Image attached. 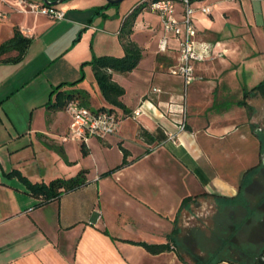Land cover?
I'll use <instances>...</instances> for the list:
<instances>
[{
  "label": "crops",
  "instance_id": "1",
  "mask_svg": "<svg viewBox=\"0 0 264 264\" xmlns=\"http://www.w3.org/2000/svg\"><path fill=\"white\" fill-rule=\"evenodd\" d=\"M21 1L0 0V44L15 28L31 38L20 61H1L14 57L15 50L0 56V264H193L186 252L190 237L180 240L179 218L198 200L210 198L200 193H237L240 174L231 177L217 168L226 143L239 160L242 145L252 148L256 157L259 154L253 125L264 98L243 94L264 79V0H193L210 6L209 14L197 11L193 19L197 44L209 46L214 54L195 64L199 78L186 89L181 78L168 73L176 60V41L168 36V49L160 52L164 32L159 16L143 17V8L139 10L129 38L141 48L142 57L127 73L132 76L145 65L142 77L134 80L139 87L129 95L118 80L123 73H112L124 89L120 100L128 112L108 104L93 85L97 110L112 107L120 120L115 132L103 139L107 143H95L105 155L114 150V162L104 156L95 171L82 164L67 167L52 151L51 170L43 144L66 153L61 137L67 134L70 119L64 109L47 110L46 103L54 99L51 91L56 85L77 80L81 70L94 77L91 66L83 64L92 56L124 55L119 27L143 0H131L132 7L117 10L114 20L95 13L106 0H63L55 5L64 11L61 20L30 12ZM83 85L79 81L61 89L81 90ZM152 87L161 91L152 93ZM183 105L186 124L180 130ZM138 106L142 114L133 119L131 113ZM141 130L153 140L143 138ZM167 133L176 136V144ZM122 148L127 164L119 166ZM82 169L87 170L86 184L41 205H37L41 196L29 193L18 176L8 175L17 170L31 182H48ZM187 197L188 207L180 209ZM175 226L177 250L152 254L136 244L166 242ZM195 233L193 237H200Z\"/></svg>",
  "mask_w": 264,
  "mask_h": 264
},
{
  "label": "trees",
  "instance_id": "2",
  "mask_svg": "<svg viewBox=\"0 0 264 264\" xmlns=\"http://www.w3.org/2000/svg\"><path fill=\"white\" fill-rule=\"evenodd\" d=\"M54 1V0H49ZM111 5V3H106L95 10V13L101 14L103 8ZM143 7V3L137 4L131 12L123 20L120 30L119 38L125 54L121 57H116L112 55H101L92 56L89 61L83 64H89L93 71L94 78L98 84L99 90L108 104L112 107L122 108L125 112H128L120 97L124 94V89L121 85L112 79V73H125L131 71L138 64L142 57L141 48L129 38L131 33V26L136 14ZM31 43V38L24 36L19 29L15 28L12 37L0 44V56L4 53L15 50L17 54L11 58H5L1 61L3 62H18L20 61L24 54L26 53L29 45ZM83 75H81L77 80L72 82H61L56 85L51 94H54V99L49 100L46 103L47 110H63L65 105L70 100H76L84 106H88L89 95L86 91L79 89H67L62 90L63 86H74L77 82L81 81ZM251 94H259L264 98V79L259 83L254 85L249 90H245L243 97L246 98ZM243 102V101H242ZM112 107L108 110L111 111ZM101 110H105V107H101ZM140 135L146 140H153V137L148 135L146 131L141 130ZM256 135L259 139V151L260 153L264 151V133L257 132ZM83 153H87V147L84 142L80 144ZM61 155L64 154L61 147H53ZM123 151V160L119 166L127 164L126 156L127 151ZM260 163H257L249 168H247L243 173L239 181L237 193L234 196H226L218 193H200L201 196H208L214 200V203L218 207V210L224 211L226 208L244 207L247 208L248 203L243 196V188L250 181V177L258 172ZM86 169L80 170L76 175L69 178L57 177L51 179L48 182H31L26 177L21 176L19 171L12 170L8 175L18 176L25 184L26 189L35 197L41 196V201L37 205L44 204L50 200L56 199L64 192H69L76 188H79L86 184ZM199 195L194 196L196 198ZM190 198L187 197L183 199L180 209L187 208ZM180 212V210H179ZM239 225L235 226L234 231ZM178 232V228L175 226L172 234L168 236L167 241L163 243H147V242H136V244L145 248L149 253L157 254L164 251H169L176 249L178 247V241L175 238V234ZM234 232V233H235ZM233 233V234H234ZM194 238L197 239L195 236ZM217 246L208 252L206 256H199L195 254L192 249H187V254L190 256L193 264H215L219 261H227L231 264H253L258 262V257H264V244L262 245L258 257L254 259L252 255L248 252L242 250L241 245L232 239V235L227 239V237L222 238L216 234ZM234 254L236 257H231ZM179 258L183 260V257L179 255Z\"/></svg>",
  "mask_w": 264,
  "mask_h": 264
},
{
  "label": "rangeland",
  "instance_id": "3",
  "mask_svg": "<svg viewBox=\"0 0 264 264\" xmlns=\"http://www.w3.org/2000/svg\"><path fill=\"white\" fill-rule=\"evenodd\" d=\"M175 2V9L177 15L180 13L182 7L178 3V1ZM200 3L201 2L199 1H193L191 3V6L193 8H197ZM103 5H106V3H104ZM132 5L133 2H131V0H123L117 4H111L106 6L105 8H103L99 16L102 19L114 20L118 15L117 10H128L132 7ZM146 9V7H143V11H141L142 13H140L143 17L144 15L146 16L148 14L152 17L155 16L157 19V13ZM118 40L121 44L119 36ZM122 52L123 54H125L124 49L122 50ZM144 67L145 65L143 64L141 68L144 69ZM140 69H138L139 71L136 74H132V76H129L127 74L131 72V70L129 72L120 74L118 78V80L127 87L129 95H133L134 90L139 87L136 84V81L134 80L138 77H142L143 74H141ZM80 74L83 75V78L80 82H84L83 86L87 88L85 89V87L82 86L81 90L86 91L89 95V99H91V103L89 102L87 107L93 110H97V95L93 91V85H95L98 91V84H96L97 82H95L96 80L92 76V74H90L89 70L87 75L84 74L83 70L80 71ZM115 112H113L114 115ZM117 112L119 111L117 110ZM66 116L67 115H65L64 118L68 121V118ZM255 120L256 122L253 125L254 130L259 133H264V106L259 108L258 114L255 116ZM118 121L116 123H118ZM66 133H68V131H66ZM110 135H105L103 137L92 136L85 141V143L87 144L86 146L90 147V152L92 153V155H90L91 153L89 154V148L87 153L82 152L80 147V144L82 143L81 140L68 139L67 141H62V143L65 144L64 148L67 150V152L63 155H61L56 150H53L50 145L49 148L46 143L42 142L44 143L43 145L47 147L44 149L45 152L48 151V155L50 156L49 166L51 170L53 169L52 166L55 164H53L54 156H52V152L57 154L60 157V161L64 162L67 167H74L75 165L82 164L81 166H91V170L95 171L96 166L100 162L98 160H100L104 156L106 157V160H108V162H114V150L108 152V154L105 155L104 152H102L99 147L95 144L107 143L103 139H107ZM24 142H26V138H24ZM225 147L227 152L225 153L224 157H221L222 161L219 162L220 164L217 168L220 169L222 173L225 172L231 177H235L240 174L241 178L242 173L247 168L261 162L258 172L250 177V181L243 188V196L246 199L248 206L247 208H226L224 211H221L213 205L212 200L210 198L198 200L188 212H183L181 217L179 218V223L183 226V228L181 229L180 240L185 237H190L191 242L189 246L191 247V249L194 250L195 253H202V255L206 256L208 252H212V250L217 246L216 234L222 238L227 237V239L232 235V239H234L238 243V245H241L242 250L248 252L254 257V259H256V257H258L259 255V251L262 245L264 244V152H261V154L259 151V154L256 157L252 148L245 147V145H242L243 148L241 156L243 158L239 160L237 158V153H234L233 150L229 149V147L231 146L228 143L225 144ZM25 154L26 152L23 153V155ZM260 154L262 155V157L260 156ZM18 157H20V155H18ZM68 157L72 159L73 162H70L68 160ZM64 173L67 174V171H65ZM237 225H239V227L236 229L235 232L234 228ZM195 232H199L200 234V237H197V239L194 238L195 236L193 237ZM231 257L236 256L232 254ZM190 262L192 263V260ZM253 264L259 263L255 262Z\"/></svg>",
  "mask_w": 264,
  "mask_h": 264
},
{
  "label": "built area",
  "instance_id": "4",
  "mask_svg": "<svg viewBox=\"0 0 264 264\" xmlns=\"http://www.w3.org/2000/svg\"><path fill=\"white\" fill-rule=\"evenodd\" d=\"M175 1H178L182 7L180 13L177 15ZM192 2L193 0L142 1L143 7L159 15L164 32V36L158 43L159 51L164 53L168 49V36L172 37L177 43L176 60L168 67V73L181 78L183 80L184 89L195 79L199 78L195 74V64L211 58L214 54V51L209 46L197 44L196 27L193 19V15L197 11L205 15L209 14L211 10L210 6L199 5L197 8H193L191 6ZM21 3L25 5L28 11L33 13L44 14L55 20H61L64 17V11L57 8L55 5H48L45 3L36 4L33 2H26L25 0L21 1ZM160 91L158 87L151 88L152 93H159ZM146 101L151 106H154L150 99ZM64 110L68 114L70 120L68 133L61 137L62 141L76 139L85 143L89 137H103L115 132L117 118L112 111L100 109L93 110L80 104L76 100L68 101ZM180 113L181 120L178 127L180 130H184L186 124V109L184 105L181 107ZM141 114V108L138 106L132 111L131 117L136 119ZM167 139L173 144L177 142L176 136L172 133H167Z\"/></svg>",
  "mask_w": 264,
  "mask_h": 264
},
{
  "label": "water",
  "instance_id": "5",
  "mask_svg": "<svg viewBox=\"0 0 264 264\" xmlns=\"http://www.w3.org/2000/svg\"><path fill=\"white\" fill-rule=\"evenodd\" d=\"M43 1L45 4H48V5H57V4L61 3L63 0H54V1L43 0ZM121 1L122 0H106L107 3H111V4L119 3ZM258 263L264 264V257L263 256L258 257Z\"/></svg>",
  "mask_w": 264,
  "mask_h": 264
},
{
  "label": "flooded vegetation",
  "instance_id": "6",
  "mask_svg": "<svg viewBox=\"0 0 264 264\" xmlns=\"http://www.w3.org/2000/svg\"><path fill=\"white\" fill-rule=\"evenodd\" d=\"M264 152V151H263ZM262 154V153H261ZM260 154V156L262 157V155ZM261 161H262V158H261Z\"/></svg>",
  "mask_w": 264,
  "mask_h": 264
}]
</instances>
